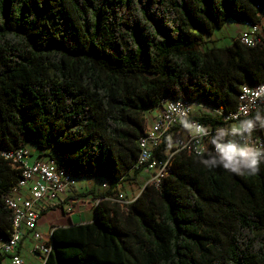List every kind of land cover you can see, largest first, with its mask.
<instances>
[{
  "label": "trees",
  "instance_id": "16d2710c",
  "mask_svg": "<svg viewBox=\"0 0 264 264\" xmlns=\"http://www.w3.org/2000/svg\"><path fill=\"white\" fill-rule=\"evenodd\" d=\"M257 4L264 13V0H0V236L21 178L2 152L31 144L75 178L110 181L82 193L100 199L94 221L53 229L44 264H264V164L229 173L181 151L159 187L136 168L145 111L163 98L228 111L246 79L264 81V47L205 40L228 19L259 23Z\"/></svg>",
  "mask_w": 264,
  "mask_h": 264
},
{
  "label": "built area",
  "instance_id": "2783aa9c",
  "mask_svg": "<svg viewBox=\"0 0 264 264\" xmlns=\"http://www.w3.org/2000/svg\"><path fill=\"white\" fill-rule=\"evenodd\" d=\"M257 8L261 21L259 23L243 21V28L235 37V40L248 47H264V13L259 4ZM161 102L162 104L157 106L159 109L157 116L151 121H145L139 139L140 151L136 163V168L146 174L145 185L152 184L155 187H159L170 174L177 152L198 155L202 148L210 150L211 145L207 144L208 137L193 134L192 129L195 126L206 127L211 135L218 127L229 128L251 118L257 110L260 111L264 106V81L253 83L246 79L241 85L236 107L228 111L223 105L213 106L184 98H163ZM195 107L198 109L197 113H194ZM198 115H209L220 123L215 125L212 122L190 120L191 117ZM184 122L186 131L179 129L174 132L175 127ZM169 134L173 135L171 148L160 157L154 153V149L160 146ZM252 143L264 147V132L255 131ZM2 154L13 168L21 170V178L11 187L6 197V204L14 214L13 231L8 237L0 236V253L8 255L11 264H26L18 252V246L26 231H30L33 237L31 251L45 262L52 244L50 239L43 240L36 228L40 212L53 205L66 189L75 186L76 178L60 169L53 159H34L32 152L24 146L3 151ZM200 155L205 153L200 152ZM109 182L108 179H104L103 186H107ZM94 200V203H97L100 199ZM74 209L73 203L66 211L71 213Z\"/></svg>",
  "mask_w": 264,
  "mask_h": 264
},
{
  "label": "clouds",
  "instance_id": "9594fccd",
  "mask_svg": "<svg viewBox=\"0 0 264 264\" xmlns=\"http://www.w3.org/2000/svg\"><path fill=\"white\" fill-rule=\"evenodd\" d=\"M194 135L208 137L210 150L200 149L205 153L201 163L209 169L221 168L229 173L256 175L260 165L264 164V147L252 143L255 131L264 132V114L259 110L251 117L229 128L218 127L214 134H209L206 127L195 126Z\"/></svg>",
  "mask_w": 264,
  "mask_h": 264
},
{
  "label": "rangeland",
  "instance_id": "374dc122",
  "mask_svg": "<svg viewBox=\"0 0 264 264\" xmlns=\"http://www.w3.org/2000/svg\"><path fill=\"white\" fill-rule=\"evenodd\" d=\"M243 26L242 22H238L234 19H228L222 25L220 28H217L213 31L212 34H206L205 35V40H206V46H216V47H226L229 46L233 43V40L236 37V26ZM197 107L194 108L196 110ZM150 121V120H147ZM141 176L144 177L145 173H141ZM147 177L145 178H139V182H145ZM88 182H92L95 184V188H101V184H103V181L100 177H81V178H76V184L72 188L76 187L79 190L84 189L85 185ZM126 193L129 190V195L128 199L133 198L140 192V186L138 183H135L134 181L132 183L126 182ZM71 187L66 189V191H69L72 189ZM125 189H122V192L124 193ZM84 195V194H83ZM125 198V196H123ZM127 198V197H126ZM90 199V194L84 195L83 200L85 201H78V209L67 214H63L62 209H57L50 211L48 214L45 216L43 215L42 221H45L47 219L53 220L55 223H62V222H69V217L72 216L76 221H88L92 222L95 219V214H94V209L92 206H90L89 203ZM120 203V202H119ZM121 204V203H120ZM125 203H123L124 205ZM46 236V235H44ZM6 256V257H5ZM9 259H8V258ZM24 259L29 263V264H43L44 261L38 259L37 255L35 253L31 252H26L24 253ZM5 259V260H3ZM0 261V264H11L10 257L8 255L4 254V258Z\"/></svg>",
  "mask_w": 264,
  "mask_h": 264
},
{
  "label": "crops",
  "instance_id": "0c3cea01",
  "mask_svg": "<svg viewBox=\"0 0 264 264\" xmlns=\"http://www.w3.org/2000/svg\"><path fill=\"white\" fill-rule=\"evenodd\" d=\"M241 28H243V26H239V25L236 26V35H237L238 31ZM158 112H159V109L157 107H153L151 109H147L145 111L146 121L147 120L151 121L155 116H157ZM197 112H198V109L194 110V113H197ZM27 148L32 152L34 159L38 158L37 155L39 154V152H37V150H35V146L34 145L29 144L27 146ZM145 177H146V174H145L144 177L141 176V178H145ZM94 185L95 184H93L92 182H88L85 185L84 189H82V190H79L77 188V186H76V187L70 189L69 191H65L64 193L60 194L59 197L57 198V200L54 202V203H59L60 204L56 209H50V210L45 211V212H43V211L40 212V217H39V220H38L36 228L41 233V235L43 237V240H49L50 236H51V232L57 226H68V225H70L72 223L73 224H77V223L88 222V221H79L78 222L72 216L69 217V222H62V223H55L53 220H50V219L42 221V218H43V215L45 216L50 211L57 210V209H62L63 214H67L68 213L66 211L67 207L70 204H73V203L75 204L74 211L77 210L78 207H79L78 201H79V203H80V201H85V200H83L84 195L82 193H85L89 188H95ZM122 189H125V191L123 190L124 193L122 192ZM118 191H119L120 199H118L117 201L121 203V206H123V203H126V201H129L127 195H129L130 192L128 190L127 193H126V186H125V188H122L121 186H119L118 187ZM123 196H125V198H123ZM94 201L95 200L92 199L91 195H90L89 203H90V206L93 207V209H94V205H95ZM44 235H46V236H44ZM32 244H33L32 233L30 231H26L25 237L22 239L21 243L18 246V252L20 253V255L22 256L23 259H24V257H23L24 253L31 252ZM2 256H3V254L0 253V261L5 260V259L2 258ZM24 261H25L26 264H29L25 259H24ZM9 262H11V261H9Z\"/></svg>",
  "mask_w": 264,
  "mask_h": 264
}]
</instances>
